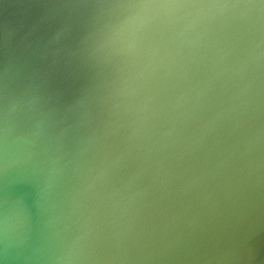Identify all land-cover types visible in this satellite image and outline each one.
<instances>
[{
    "label": "water",
    "instance_id": "water-1",
    "mask_svg": "<svg viewBox=\"0 0 264 264\" xmlns=\"http://www.w3.org/2000/svg\"><path fill=\"white\" fill-rule=\"evenodd\" d=\"M0 264H264V0H0Z\"/></svg>",
    "mask_w": 264,
    "mask_h": 264
}]
</instances>
